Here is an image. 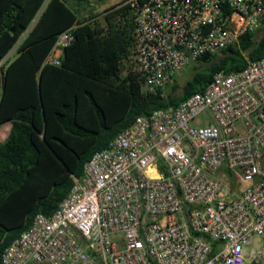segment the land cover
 Wrapping results in <instances>:
<instances>
[{
	"label": "built area",
	"instance_id": "1",
	"mask_svg": "<svg viewBox=\"0 0 264 264\" xmlns=\"http://www.w3.org/2000/svg\"><path fill=\"white\" fill-rule=\"evenodd\" d=\"M122 1L150 93L264 24V0ZM73 39L63 31L45 62L59 65ZM72 177L2 264H264V56L136 117Z\"/></svg>",
	"mask_w": 264,
	"mask_h": 264
},
{
	"label": "trees",
	"instance_id": "2",
	"mask_svg": "<svg viewBox=\"0 0 264 264\" xmlns=\"http://www.w3.org/2000/svg\"><path fill=\"white\" fill-rule=\"evenodd\" d=\"M85 1L0 0V61L18 45L2 67L0 125L12 127L0 141V264L34 217L52 214L72 189V176H83L94 153L136 117L176 106L204 91L217 72L240 71L264 56L263 24L193 61L182 87L176 75L171 91L150 93L129 64L135 48L130 6L121 1L81 17ZM69 28L74 39L61 63L45 62Z\"/></svg>",
	"mask_w": 264,
	"mask_h": 264
},
{
	"label": "rangeland",
	"instance_id": "3",
	"mask_svg": "<svg viewBox=\"0 0 264 264\" xmlns=\"http://www.w3.org/2000/svg\"><path fill=\"white\" fill-rule=\"evenodd\" d=\"M120 1L121 0H111L109 2V5L116 4V3L120 2ZM102 11H103L102 8H100V6H97V3H94V6H93L90 1L82 2L81 6H80V16L81 17L88 16L90 14V12H92L94 14H97V13H101ZM16 49H17V47H15V51H16ZM13 57H14V54H11L9 59H11ZM134 57H135V55H134V51H133V55L131 57V60L129 61V64L131 65V67L133 69H134ZM190 77H191V73H190V70L188 68H186L185 70L181 71L177 75V82H178L179 86L182 87ZM169 91H171V87L170 86H169V88L167 89L166 92H169ZM241 185L244 186L245 183H242Z\"/></svg>",
	"mask_w": 264,
	"mask_h": 264
},
{
	"label": "crops",
	"instance_id": "4",
	"mask_svg": "<svg viewBox=\"0 0 264 264\" xmlns=\"http://www.w3.org/2000/svg\"><path fill=\"white\" fill-rule=\"evenodd\" d=\"M88 1H90L91 3H92V5L94 6V3H97V6H100V8H102V10L104 11L105 9H107L108 7H111V6H113V5H115V4H113V5H109V2L111 1H109V0H88ZM122 1V0H121ZM120 1V2H121ZM119 3V2H118ZM99 4V5H98ZM117 4V3H116ZM102 11V12H103ZM101 12V13H102ZM91 14H94V13H92V12H90V14L88 15V16H90ZM97 14H99V13H97ZM85 17H87V16H85ZM99 18H101V16H99ZM15 47H17V45L15 46ZM15 47L4 57V59H2L1 61H0V99H1V82H2V76H3V65L6 63V62H8L9 60H12L15 56H16V54H17V49H16V51H15ZM11 54H14V57L13 58H11V59H9L10 58V56H11ZM126 73V72H125ZM11 127H12V123L11 122H6V123H4V124H2V125H0V141H4L6 138H7V136L9 135V133H10V130H11Z\"/></svg>",
	"mask_w": 264,
	"mask_h": 264
}]
</instances>
